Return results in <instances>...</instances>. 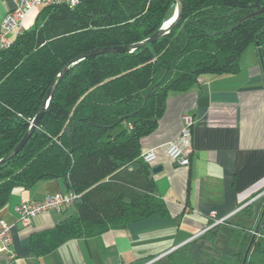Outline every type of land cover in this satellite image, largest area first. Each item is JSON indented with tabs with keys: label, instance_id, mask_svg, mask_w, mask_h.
Masks as SVG:
<instances>
[{
	"label": "trees",
	"instance_id": "trees-1",
	"mask_svg": "<svg viewBox=\"0 0 264 264\" xmlns=\"http://www.w3.org/2000/svg\"><path fill=\"white\" fill-rule=\"evenodd\" d=\"M182 2L170 34L132 53L85 58L68 70L26 145L0 164V209L13 189L48 179L65 181L77 195L63 222L31 238L34 256L70 239L123 230L152 215L167 217L151 164L141 159V140L157 128L168 93L186 91L202 76L236 73L258 33V53L264 55V0ZM175 7L174 0L43 7L35 27L0 52V160L27 132L69 62L95 49L147 39ZM263 210L264 198L256 212L249 204L240 219L214 225L150 264H242L256 227L245 264H264ZM254 214L253 226L245 224Z\"/></svg>",
	"mask_w": 264,
	"mask_h": 264
},
{
	"label": "crops",
	"instance_id": "crops-1",
	"mask_svg": "<svg viewBox=\"0 0 264 264\" xmlns=\"http://www.w3.org/2000/svg\"><path fill=\"white\" fill-rule=\"evenodd\" d=\"M12 7V0H0V21ZM41 9L26 14L23 31L35 27ZM6 37L13 42L12 34ZM183 115L193 122V154L187 167L178 166L163 152L178 137ZM150 150L156 153L151 168H160L151 174L167 217L152 215L123 230L70 239L36 257L30 250L31 238L55 228L71 214V208L36 215L25 228L15 208L22 200L40 201L66 195L68 190L60 179L40 181L29 189L15 188L0 209V221L11 226L9 253L0 254V264H65L62 252L76 264L81 240L90 256L86 240L96 237H102L121 259L126 256L121 264H137L180 247L209 223L240 219L241 210L249 204L256 212L264 198V55L260 58L256 45L245 48L236 73L202 76L186 91L169 92L157 128L141 140V154ZM255 214L244 223L253 226Z\"/></svg>",
	"mask_w": 264,
	"mask_h": 264
},
{
	"label": "built area",
	"instance_id": "built-area-1",
	"mask_svg": "<svg viewBox=\"0 0 264 264\" xmlns=\"http://www.w3.org/2000/svg\"><path fill=\"white\" fill-rule=\"evenodd\" d=\"M80 1L81 0H12V9L8 11L5 17L0 21V52L6 51L11 47L12 41L7 39L6 35L12 34L15 40L23 32L22 20L32 9L36 7L43 8L53 4H64L69 8H74ZM192 125V119L187 115H183L182 127L178 137L168 142L163 147V152L166 156L181 167H187L191 163L193 154L191 142ZM141 159L145 163L151 164L156 159V153L154 150L144 152L141 154ZM76 198V194L68 192L66 195L57 194L46 197L40 201L22 200L15 208L18 221L20 225L25 228L30 225L32 218L36 215L49 211L60 212L63 209L71 207ZM223 221L224 220L215 221L211 226L203 230V232ZM10 229L11 226L9 224L5 221H0V254L9 253V247L11 245ZM9 257H12V255L10 256L9 254Z\"/></svg>",
	"mask_w": 264,
	"mask_h": 264
},
{
	"label": "water",
	"instance_id": "water-1",
	"mask_svg": "<svg viewBox=\"0 0 264 264\" xmlns=\"http://www.w3.org/2000/svg\"><path fill=\"white\" fill-rule=\"evenodd\" d=\"M174 2L176 4V7H175V11L173 13V16L168 21H166L160 27V29L157 32H155L153 35H151L147 39H145V40H143L141 42H138V43H135V44L126 45V46L106 47V48L95 49V50L89 51L87 53H84L83 55H80V56L76 57L74 60H72L71 62H69L59 72V74L56 76L54 82L50 86V88H49V90H48V92H47V94L45 96V99H44L41 107L39 108V111H38L37 115L30 122V126H29L27 132L24 134V136L22 137V139L15 146V148L10 153H8L4 158H2L0 160V164L11 160L26 145V143L30 139L32 133L38 127L39 121H40L41 117L43 116V114H44V112H45V110H46V108L48 106L49 100H50V98H51V96H52V94L54 92V89L56 88V86L58 85V83L62 80V78L64 77V75L68 72V70H70L74 65H76L77 63H79L81 60H83L85 58L92 57V56H96V55H101V54H108V53H111V54L112 53H126V54L127 53H132L133 51H135V50H137V49H139V48H141L143 46H146L148 44H151L153 42H156L161 37L170 34L172 32V30L177 26V24H178V22L180 20V17L182 15V12H183V2H182V0H174ZM258 37H259V33L256 35V41H255L256 47H258ZM260 58H261V55H260ZM159 170H160V168L155 167V168H153L151 170V173L152 174H156ZM64 186L68 190V185H67V183L65 181H64ZM263 214H264V210H263V212H262V214L260 216L259 221L261 220ZM201 233H203V231ZM200 234H198L197 236H199ZM256 234H257V227L255 228V230L253 232V235L251 237V240H250V242H249V244H248V246L246 248V251H245V254H244V257H243V260H242V264H245L246 263L247 255H248V253L250 251V248L252 246V243H253V241L255 239ZM176 248H174V249H176ZM174 249L168 251L167 253L173 251ZM167 253H165V254L157 257V258H154V259H152L151 261H149V262H147L145 264H150L153 261H155V260L163 257Z\"/></svg>",
	"mask_w": 264,
	"mask_h": 264
},
{
	"label": "rangeland",
	"instance_id": "rangeland-1",
	"mask_svg": "<svg viewBox=\"0 0 264 264\" xmlns=\"http://www.w3.org/2000/svg\"><path fill=\"white\" fill-rule=\"evenodd\" d=\"M6 38L8 39V37ZM81 242L80 250L76 247V264H121L122 259L126 261V256L123 255L121 259L119 254H116L115 249L108 245L102 237L86 240L90 249V256L86 251L83 240ZM62 254V259L65 264L73 263L71 260L69 261V256L66 252H62Z\"/></svg>",
	"mask_w": 264,
	"mask_h": 264
}]
</instances>
